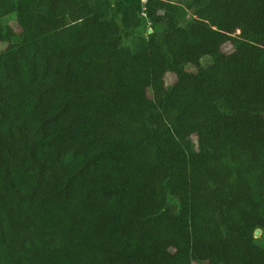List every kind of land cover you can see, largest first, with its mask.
Instances as JSON below:
<instances>
[{
    "label": "trees",
    "instance_id": "16d2710c",
    "mask_svg": "<svg viewBox=\"0 0 264 264\" xmlns=\"http://www.w3.org/2000/svg\"><path fill=\"white\" fill-rule=\"evenodd\" d=\"M0 43V264H264V0H0Z\"/></svg>",
    "mask_w": 264,
    "mask_h": 264
},
{
    "label": "rangeland",
    "instance_id": "374dc122",
    "mask_svg": "<svg viewBox=\"0 0 264 264\" xmlns=\"http://www.w3.org/2000/svg\"><path fill=\"white\" fill-rule=\"evenodd\" d=\"M145 2V0H142V3H144ZM11 26L14 28V29H16V25H15V23L14 22H11ZM126 44V43H125ZM4 49V45L3 44H1L0 43V51L1 50H3ZM223 51L224 52H226V53H229V52H231L232 51V47L230 46V45H228V44H225L224 46H223ZM188 70L189 71H192V72H194L195 71V68L193 67V66H188ZM175 81V77L173 76V75H171V74H166V76H165V83L167 84V85H170V84H172L173 82ZM184 168V170L187 168V167H185V165L184 164H181V165H179L178 167H176V168H174V171L176 172V174H175V176H173V179H174V182L175 181H177V178H179L180 176H182L184 173H181L179 170H181V169H183ZM146 171H148V170H146ZM158 171V173L159 172H165V171H167V170H161V169H159V170H157ZM154 172H156V171H154ZM146 173H149V174H152V172L150 171V172H146ZM174 182H167V179L165 178L164 180H163V183H162V185H163V188H165V186H167L168 188H169V190L170 189H172L170 186H168V185H173V186H175L176 184L174 183ZM161 182L159 181L158 182V184H160ZM155 185V187L157 186V184H154ZM172 186V187H173ZM154 187V186H153ZM157 189V188H156ZM167 196H165L166 197V199L163 201V203H162V205H161V208H166V207H168V200H171V201H174V199L175 198H177V197H173L172 195H171V193L169 192V193H167L166 194ZM179 197L180 198H178L179 199V203L180 204H182V206L184 205V201H183V198H184V195L183 194H180L179 195ZM178 203V204H179ZM170 206V205H169ZM172 213V211H170L169 212V214H171ZM172 221V223H171V227H172V229L174 230V231H176V232H178V229L176 230V228H177V226L174 224V219L175 218H170ZM184 221H185V219H184ZM182 225H183V221H182ZM187 226V227H186ZM186 226H184V228H180V231L183 233V240L185 239V249H187L186 247H188V245H189V243H187V239H188V233H187V231H188V223H186ZM173 230H171V231H173ZM184 233H185V235H184ZM186 235H187V237H186ZM170 245V244H169ZM168 251H170V252H172L171 254L172 255H177V253L179 254L180 253V251H181V249H177V250H174V249H170V248H168ZM186 251V250H185ZM184 251V253H183V260H182V262H181V264H194L193 262H191V257L189 256V253H188V250H187V252H185ZM180 257V256H179ZM164 258V257H163ZM179 263V258H174L173 257V260L171 261V263L170 264H178Z\"/></svg>",
    "mask_w": 264,
    "mask_h": 264
},
{
    "label": "water",
    "instance_id": "95a60500",
    "mask_svg": "<svg viewBox=\"0 0 264 264\" xmlns=\"http://www.w3.org/2000/svg\"><path fill=\"white\" fill-rule=\"evenodd\" d=\"M260 233H261V231H260L259 229H256V230L254 231L253 237H254V238H258V237L260 236Z\"/></svg>",
    "mask_w": 264,
    "mask_h": 264
}]
</instances>
